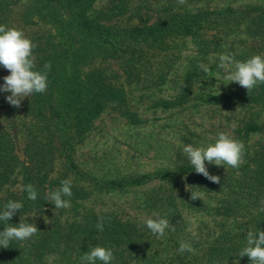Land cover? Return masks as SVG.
<instances>
[{"label": "trees", "instance_id": "trees-1", "mask_svg": "<svg viewBox=\"0 0 264 264\" xmlns=\"http://www.w3.org/2000/svg\"><path fill=\"white\" fill-rule=\"evenodd\" d=\"M8 3L0 0V24L6 26ZM31 7L28 17L36 14L57 31L40 45L41 53H33L38 70L48 62L51 69L47 91L23 103L20 153L0 123V211L9 200L21 202L23 208L8 223H35L39 231L0 247V264H82L84 253L97 245L112 249L111 264H251L238 255L248 231H264V84L249 94L238 83L213 90L212 60L221 54L238 61L264 54V0H187L184 5L177 0H34ZM178 39L190 41L194 54L176 77L168 49ZM108 60L118 69L102 65ZM131 83L141 89L174 85V93L154 99L155 108L232 112L228 134L244 143V162L238 169L205 162L220 183L197 174L182 150L175 151L171 164L146 172L106 175L83 168L78 147L104 110L111 108L133 126L144 122L128 103ZM65 179L72 181V196L64 197L71 206L55 209L45 194ZM29 183L37 190L35 201L23 190ZM192 191L202 199H191ZM113 193H131L134 212L87 205ZM154 214L167 218L175 231L157 239L146 226ZM101 216L102 232L95 227ZM4 227L0 221V231ZM181 241L194 252L178 253Z\"/></svg>", "mask_w": 264, "mask_h": 264}, {"label": "rangeland", "instance_id": "rangeland-1", "mask_svg": "<svg viewBox=\"0 0 264 264\" xmlns=\"http://www.w3.org/2000/svg\"><path fill=\"white\" fill-rule=\"evenodd\" d=\"M8 1L9 5L4 12L8 27L22 30L36 45L33 49V53L36 54V50L39 51L44 46L46 37L56 34V28L36 14L28 17L33 12L30 10L34 0ZM168 50L175 62V76L178 77L185 65V58L187 61V58L190 59L194 54L193 46L188 40L178 39L169 44ZM215 60H212L216 64L212 70L215 82L211 83V89L222 91L229 85L224 79L227 69L219 67V57ZM102 65H109L113 69H118L119 66L112 60L102 62ZM7 75H10V72L0 66V85H3V77ZM168 84L155 89H141L140 85L128 84L126 86L128 103L131 110L136 111L144 122L133 126L111 108L104 110L78 147L77 157L81 166L96 168L98 174L106 175L151 171L158 165L171 164L175 151H183L185 145L206 147L215 143L218 132L229 133L228 128L234 121L229 120L232 112L194 106L174 109L153 107L154 99L166 98L174 93L172 90L174 85L168 87ZM0 95L5 97L3 104L0 102V123L9 130L20 153L25 141L23 129L25 99L17 108L6 100L10 93L0 92ZM130 198L131 193L102 194L89 201L87 205L95 209H117L132 214L134 210L129 207Z\"/></svg>", "mask_w": 264, "mask_h": 264}, {"label": "clouds", "instance_id": "clouds-1", "mask_svg": "<svg viewBox=\"0 0 264 264\" xmlns=\"http://www.w3.org/2000/svg\"><path fill=\"white\" fill-rule=\"evenodd\" d=\"M179 5H184L187 0H177ZM36 45L24 32L15 27H8L0 24V66L10 72V75L3 77V85H0V92L10 93L6 96L7 102L20 107L21 102L34 93H45L48 88V72L51 69L50 62L43 65V70H38L33 55ZM219 67L227 69L224 79L229 83H238L248 92L260 84H264V54H257L246 61L235 60L232 54H221L219 56ZM206 74H211V70L204 64L198 65ZM228 83V84H229ZM183 152L186 154L192 168L197 174L203 175L213 183H220V177L209 173L208 165L229 166L238 169L244 162L245 145L242 141L234 138L226 132H219L214 144L206 147H194L185 145ZM197 188V187H196ZM199 189V188H198ZM24 191L28 194V199L35 201L38 193L36 188L27 184ZM72 196V181L65 179L61 181V186L54 191L45 194V200L55 205V209L70 207V200L64 197ZM191 199H202L199 191L191 192ZM264 205V200L261 201ZM23 208L21 202L9 200L3 211H0V221L5 222L3 231H0V247L8 248L11 241H27L37 234L39 229L35 223H25L20 221L19 225L9 224L8 221ZM260 211H264L261 207ZM148 218L146 226L157 239L163 238L166 230L175 231V226L170 224L165 217ZM167 214H165L166 216ZM45 217V223L48 219ZM100 232L104 230V217H99L95 225ZM178 253L194 252V248L188 242L181 241L177 249ZM239 257L247 256L251 264H264V231H248L246 246L239 252ZM115 259L112 249L102 246L92 247L82 256V264H111ZM236 264H239L237 260Z\"/></svg>", "mask_w": 264, "mask_h": 264}]
</instances>
